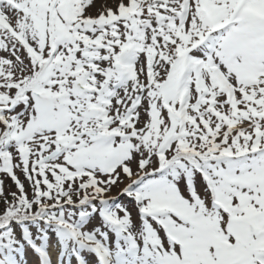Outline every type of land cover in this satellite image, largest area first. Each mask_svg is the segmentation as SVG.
Instances as JSON below:
<instances>
[{"label":"snow or ice","instance_id":"obj_1","mask_svg":"<svg viewBox=\"0 0 264 264\" xmlns=\"http://www.w3.org/2000/svg\"><path fill=\"white\" fill-rule=\"evenodd\" d=\"M0 264H264V0H0Z\"/></svg>","mask_w":264,"mask_h":264},{"label":"rangeland","instance_id":"obj_2","mask_svg":"<svg viewBox=\"0 0 264 264\" xmlns=\"http://www.w3.org/2000/svg\"><path fill=\"white\" fill-rule=\"evenodd\" d=\"M6 183L10 185V184H11V181H10V180H8Z\"/></svg>","mask_w":264,"mask_h":264}]
</instances>
